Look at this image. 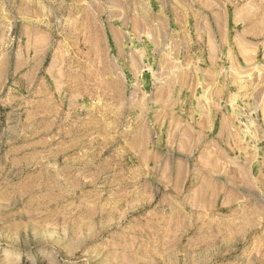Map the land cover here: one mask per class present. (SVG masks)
Returning <instances> with one entry per match:
<instances>
[{
  "label": "rangeland",
  "instance_id": "obj_1",
  "mask_svg": "<svg viewBox=\"0 0 264 264\" xmlns=\"http://www.w3.org/2000/svg\"><path fill=\"white\" fill-rule=\"evenodd\" d=\"M0 264H264V0H0Z\"/></svg>",
  "mask_w": 264,
  "mask_h": 264
}]
</instances>
